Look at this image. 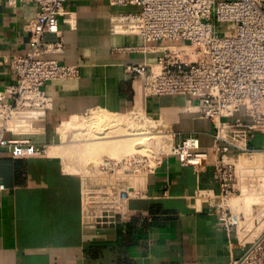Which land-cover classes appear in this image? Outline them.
I'll list each match as a JSON object with an SVG mask.
<instances>
[{
    "label": "crops",
    "instance_id": "obj_1",
    "mask_svg": "<svg viewBox=\"0 0 264 264\" xmlns=\"http://www.w3.org/2000/svg\"><path fill=\"white\" fill-rule=\"evenodd\" d=\"M130 9L109 0L65 4L59 17L64 50L54 56L77 64L80 72L75 79L47 82L51 107L15 112L4 134L29 139L44 152L13 156L0 150V182L5 184L0 264H229L242 253L244 237L264 229V220L236 232L220 226L208 198L219 190L212 156L200 171L172 156H162L154 171L143 176H132L122 165L112 171L102 166L107 159L139 153L130 141H140L143 133L132 132L127 115L140 127L147 118L166 129L173 143L188 135L209 149L213 142L212 123L195 111L196 101L178 94L149 95L143 77L126 69L157 59V53L118 49L145 44L139 35L111 31L110 17ZM35 13L33 4L0 0V91L15 81L12 62L29 48L25 24ZM45 38L58 40L51 33ZM102 112L114 116L99 123L96 116ZM263 142L264 134L256 133L253 146ZM260 162L254 179L240 183L259 196H245V203L264 201V157ZM129 185L139 195L126 202L115 224L85 218L86 198Z\"/></svg>",
    "mask_w": 264,
    "mask_h": 264
},
{
    "label": "built area",
    "instance_id": "obj_2",
    "mask_svg": "<svg viewBox=\"0 0 264 264\" xmlns=\"http://www.w3.org/2000/svg\"><path fill=\"white\" fill-rule=\"evenodd\" d=\"M7 1L10 5L33 4L36 13L25 24L31 34L29 48L12 62L15 81L0 91V150L6 149L13 156L37 155L44 152L43 147L4 134L11 130L15 112L51 107V98L44 90L47 82L79 76L77 64L62 63L54 56L64 50L59 17L68 0ZM109 1L131 8L110 17L112 33L139 35L145 43L118 49L157 53L154 63L127 65L128 72L143 77L149 95L178 94L196 101L195 111L212 123L213 142L209 149L197 136L188 135L173 143L166 129L154 125L155 132H166L159 142L150 141L155 150L146 143V152L121 160L107 159L102 163L104 169L112 171L122 165L132 176H143L154 171L162 156H172L181 165L200 171L212 156L219 190L208 198L220 226L228 232L241 226H261L264 201L245 203L243 198L254 192L243 190L240 183L245 178L254 179L253 172L264 157V142L252 144L256 133L264 134V0ZM48 33L58 40L47 41ZM144 123L146 127L154 122L145 118ZM142 133L147 134V130ZM4 189L0 182V192ZM138 195L139 191L129 185L86 198L85 218L98 225L115 224L126 210V202ZM240 246L242 253L233 256L229 264H264V229L246 235Z\"/></svg>",
    "mask_w": 264,
    "mask_h": 264
},
{
    "label": "rangeland",
    "instance_id": "obj_3",
    "mask_svg": "<svg viewBox=\"0 0 264 264\" xmlns=\"http://www.w3.org/2000/svg\"><path fill=\"white\" fill-rule=\"evenodd\" d=\"M127 117L129 118V120L131 121V129H132V132H138V131H140V130H145L147 127V134H141V138L140 139H143V140H145L146 141V143H147V147L148 148H151V149H156L157 147L155 146V148H153V143L152 142H150V141H152V140H154V139H156V141L157 142H159L160 140H161V138H162V134H166V132H157V131H159V130H157L156 132H155V128H154V123H152V124H150V123H147V126H146V128H143V129H140L139 127V123H137L138 122V120L137 121H135V119H133V116L132 115H127ZM141 127H145V126H142L141 125ZM134 128H135V130H134ZM158 129V128H157ZM161 130V129H160ZM151 131L153 132V133H151ZM151 134H153V137H150L149 138V136H151ZM161 135V136H160ZM165 139V138H164ZM150 146V147H149ZM168 147H167V145H166V143L164 142V144H163V149H167ZM135 151H137V150H135ZM134 152V151H133ZM133 152H131V153H133ZM139 152V154H141V153H144V152H140V151H138ZM134 154V153H133ZM254 195H256V193H253ZM250 195H252V194H250ZM257 196H258V194H257ZM259 197V196H258ZM255 198H257V197H255ZM263 198V197H262ZM240 227V226H239ZM249 228V227H251V226H246V228Z\"/></svg>",
    "mask_w": 264,
    "mask_h": 264
},
{
    "label": "bare ground",
    "instance_id": "obj_4",
    "mask_svg": "<svg viewBox=\"0 0 264 264\" xmlns=\"http://www.w3.org/2000/svg\"><path fill=\"white\" fill-rule=\"evenodd\" d=\"M97 113V112H96ZM95 116V115H94ZM114 116V115H113ZM112 115H111V117H113ZM92 117V116H91ZM111 117H108V115H105V114H103V112L102 113H100V114H98V116H96V119L99 121V123L101 122H107V121H109V120H111ZM93 118V117H92ZM89 120H91V118L89 119ZM114 120H117V117L114 119ZM120 120V119H119ZM118 121V120H117ZM122 121V120H121ZM96 122V121H95ZM115 122V121H114ZM85 123V122H84ZM97 123V122H96ZM104 123V124H105ZM84 125V124H83ZM82 125V126H83ZM86 125V124H85ZM87 126V125H86ZM88 126H89V124H88ZM100 126H102V124H100ZM95 127H96V125H95ZM105 127V125H103V128ZM84 128V127H83ZM102 128V129H103ZM143 128H146V127H140V129H143ZM148 128V127H147ZM146 128V129H147ZM90 129V128H89ZM96 128H94V130H95ZM105 129V128H104ZM84 130V129H83ZM83 130H82V133H83ZM93 130V131H94ZM99 130V129H98ZM89 131V130H88ZM100 131H101V129H100ZM92 133H94V132H92ZM96 133V132H95ZM102 133V132H101ZM104 133V132H103ZM84 134V133H83ZM91 134V133H90ZM97 134V133H96ZM99 135H100V133H98ZM136 134V133H135ZM86 135H88V134H86ZM103 135V134H102ZM140 135V134H139ZM81 136H83V135H81ZM86 137V136H85ZM85 137H83V138H85ZM103 137V136H102ZM89 138V137H88ZM139 139V138H138ZM130 145L132 146V151L134 150V149H137V151H142V152H146V150H147V147H146V141L145 140H143V139H141L140 141H138V140H136V141H133V140H131L130 141ZM150 147V146H149ZM91 148V147H90ZM127 156V155H126ZM233 201H234V199H233Z\"/></svg>",
    "mask_w": 264,
    "mask_h": 264
}]
</instances>
